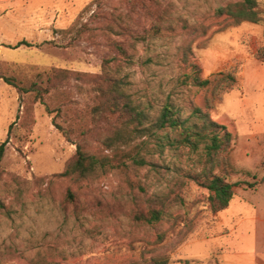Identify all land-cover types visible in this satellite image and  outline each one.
I'll list each match as a JSON object with an SVG mask.
<instances>
[{"label":"rangeland","instance_id":"obj_1","mask_svg":"<svg viewBox=\"0 0 264 264\" xmlns=\"http://www.w3.org/2000/svg\"><path fill=\"white\" fill-rule=\"evenodd\" d=\"M90 1L0 0V144L6 141L0 264H264V21L233 24L216 15L218 7L238 0H172L173 27L140 46L139 62L129 71L132 90L158 107L173 94L186 116L199 106L227 126L236 135L230 181L242 182L223 211H213L209 191L189 182L180 190L183 201L152 225L137 221L134 211L147 207L157 189L172 187L166 184L173 174L158 187L146 170L113 171L82 183L61 175L76 145L57 129L53 117L79 138L92 126L89 85L73 80L45 94L42 102L4 78L27 87L35 80L45 87L47 75L38 72L50 67L101 73L104 59L115 53L106 41L67 46L57 32L71 26ZM257 1L264 17V0ZM106 2L108 9H136L135 20L146 26L141 0ZM199 23L206 32L194 26ZM190 40L203 77L219 72L236 76L235 86L221 98L213 87L181 82V47ZM23 41L31 45L19 44ZM147 58L152 59L148 64ZM89 137L94 151L103 150L96 131ZM167 154V162L176 160L173 150ZM140 179L152 185L147 192L136 187ZM254 181L260 183L248 188L246 182Z\"/></svg>","mask_w":264,"mask_h":264},{"label":"trees","instance_id":"obj_2","mask_svg":"<svg viewBox=\"0 0 264 264\" xmlns=\"http://www.w3.org/2000/svg\"><path fill=\"white\" fill-rule=\"evenodd\" d=\"M106 5V0H91L71 26L57 31L67 40V46L80 40L106 41L115 53L104 59L101 73L50 67L38 72V76L47 75L45 87L35 80L28 87L18 83L13 77H4L5 81L13 84L19 91L26 89V92L35 93L36 100L42 102L45 94L60 90L73 80L90 86L88 91L94 98L90 110L92 126L84 128L79 138L75 139L69 129L60 125L53 117L57 129L76 145L75 154L61 173L67 179L75 183L93 182L113 171L140 174V171L146 170L152 173L151 180L158 187L173 174L171 182L166 184H172V187L157 189L147 198V207L134 211L133 216L137 221L152 225L164 221L172 205L183 201L180 190L189 182H195L209 191L213 211L227 209L236 195L235 188L242 183L230 181L234 170L231 152L236 143V135L224 124L212 119L209 112L199 106L193 107L186 116L184 109L172 100L173 94L158 107L131 88L129 71L139 62L140 46L148 44L165 29L173 27L171 19L174 2L141 0L140 10L143 11L146 23L144 27L132 14L136 9L122 12L116 8H105ZM215 13L217 16L230 18L233 24L264 21L257 0L229 2L218 7ZM182 26L188 29L191 25L185 23ZM194 26L203 32L207 30L203 23ZM19 44L31 45L27 41ZM181 49V60L184 63L181 79L183 84L201 89L213 87L216 98H221L237 83L236 76L228 72L203 77V70L194 59L191 40L184 42ZM151 60L147 58L145 63L148 64ZM60 112L62 107L58 109V113ZM93 131H96L97 140L103 147L101 151L91 148L89 136ZM168 150L175 152V161L167 162ZM5 151L6 141L0 144V174ZM182 158H186L185 163ZM259 183L246 182V185L248 188H256ZM151 186L142 183L141 179L136 184L142 192H147ZM68 197L69 200L75 198L71 190L68 191ZM0 206H3L1 199ZM164 237L162 235L160 241ZM37 264L60 263L51 261Z\"/></svg>","mask_w":264,"mask_h":264}]
</instances>
